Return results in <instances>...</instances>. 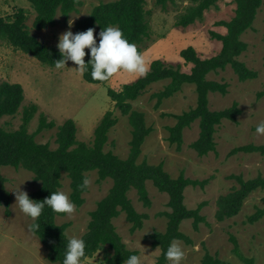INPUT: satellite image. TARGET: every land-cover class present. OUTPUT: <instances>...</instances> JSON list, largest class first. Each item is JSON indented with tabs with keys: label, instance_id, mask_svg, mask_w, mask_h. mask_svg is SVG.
Returning a JSON list of instances; mask_svg holds the SVG:
<instances>
[{
	"label": "rangeland",
	"instance_id": "rangeland-1",
	"mask_svg": "<svg viewBox=\"0 0 264 264\" xmlns=\"http://www.w3.org/2000/svg\"><path fill=\"white\" fill-rule=\"evenodd\" d=\"M109 1L114 0H81L82 4L77 12L72 13L68 19L58 13L56 24L43 30L33 28L36 11L28 0H0V13L7 17L23 9L28 16L26 23L32 34L43 43L57 47L60 35L69 30V22L72 21L71 31L75 34L76 23L80 19L89 16L96 5ZM197 2L198 0H175L167 9H162L156 6L155 0H147L146 9L151 12L149 22L152 31L142 55L148 70L154 60L160 59L166 64L179 65L183 71L190 72L192 64H186L181 55V51L189 46H193L203 59L216 56L221 51L222 41L213 38L211 32L226 33V27L216 23L234 17L236 1L220 0L217 6L205 12L202 20L188 27L177 26L179 17ZM99 32V28L94 30L97 43L100 40ZM241 39L248 44V48L238 59L256 70L258 76L255 79L240 81L230 65L208 75L211 80L226 82L229 85L225 95L210 93V109L222 110L232 106L234 102H237L241 109L236 121L224 119L222 124L217 126L216 152L200 156L191 148L190 145L199 137L198 121L185 129L181 150L176 144L169 142L167 127L176 123L171 114H181L196 106L197 93L193 84H185L174 96L164 99L162 104L156 107L157 98L152 94L163 90L169 80L158 81L149 85L138 99L131 102L132 109L143 112L147 126L152 127V132L142 146L138 162L144 159L151 164L163 162L164 168L173 177H178L184 172L192 179L209 180L204 187L189 186L185 190V204L188 208L194 209L206 202L202 214L206 216L208 223H202L199 230L193 228L192 219L181 223L180 230L192 240L191 243L175 240L185 252L181 264H203V257L208 252L231 264H245L233 251L231 235L237 237L240 250L245 256L253 257L256 264H264V217L253 224L247 222V218L257 209L264 208V188L252 191L244 199L237 215L222 221L218 220L216 215L218 198L240 187L232 175H241L244 180L264 177V154L244 151L232 153L234 148L239 146L250 143L264 144V136L256 134L257 124L264 121V95H259L264 90V3L258 10L252 28L247 30ZM75 67L78 66L68 61L65 68L56 69L9 43L2 42L0 82L22 84L25 99L19 112L15 116L4 117L0 124L8 130L19 129L23 123L25 106L37 104L38 111L29 123V132H36L40 116L45 114L49 121H55L56 127L43 130L36 135V140L49 143L54 149L57 147L58 127L66 120L76 121L78 140L92 143L96 126L104 114L112 110L118 118V123L109 132L105 150L127 158L133 130L129 114L122 113L116 107L115 101L108 95V90L120 91L125 84L140 77L121 69L106 84H95L86 81ZM1 172L7 178L6 188L12 194V202L9 208L0 206V264H54L47 259L44 244L29 229L33 221L15 204V191L22 190L29 195L40 188L41 182L35 179L33 172L24 167L3 166ZM87 178L91 180V184L83 195L84 204L75 205V211L71 215L57 217L58 223H70L66 231L69 238H83L88 230L91 212L113 186L112 178L99 181L97 171L88 172ZM61 182L59 191L66 193L70 199V178L66 173L63 174ZM147 188L151 199L149 207L140 201L135 189L129 192L135 208L148 214L141 229L132 231V223L127 220L124 212L113 218V224L123 241L129 249L138 251L137 256L141 258L142 264H152L160 255V248L155 247L152 240L146 236L155 230H166L168 217L164 212L171 210L167 193L160 192L151 181L147 182ZM109 253V249L99 250L92 257L81 259L80 264H106Z\"/></svg>",
	"mask_w": 264,
	"mask_h": 264
},
{
	"label": "trees",
	"instance_id": "trees-1",
	"mask_svg": "<svg viewBox=\"0 0 264 264\" xmlns=\"http://www.w3.org/2000/svg\"><path fill=\"white\" fill-rule=\"evenodd\" d=\"M36 11L33 28L43 30L56 24V16L61 13L69 18L72 13L77 12L82 4L81 0H28ZM220 0H198L188 8L176 22L179 27H188L198 20L204 18L206 11L218 5ZM235 15L230 20H220L216 24L226 27V33L212 31V37L222 41L221 51L213 57L201 58L193 46L181 51L186 64H192L191 71L185 72L178 65L166 64L160 59L151 63L148 73L132 83L125 84L120 91L109 89L108 95L115 101L122 113L129 114V121L132 126V139L130 151L127 158H121L113 151H106L105 146L109 140L110 130L118 123L112 110H108L94 130L92 143L80 141L77 138L78 126L74 119L66 120L58 127L56 133V148H51L49 143H40L36 135L43 130L56 127L55 121H49L45 114H41L38 129L34 133L29 132V123L38 111L37 104L25 106L23 111V123L17 130L5 129L0 124V206L7 208L11 205L12 194L6 188L7 178L2 174L3 166L15 168L24 167L33 172L35 179L41 182V186L35 192L29 194L34 202H41L51 195V192L60 190L62 187V176L64 173L70 178L71 194L70 199L76 206H82L85 202L84 193L87 189L80 190L78 185L87 173L97 171L99 181L106 178L113 179V186L109 193L101 199L97 207L91 212V220L88 230L83 236L85 241V256L92 257L97 251L109 249L106 264H125L131 255H138V251L131 250L118 233L113 218L122 212L132 223V231L141 229L144 219L148 214L139 212L129 192L132 189L137 191L140 201L146 207L151 205V199L147 188V182L151 181L160 191L169 195L168 205L170 211L164 212L168 217V225L165 231L155 230L147 234L146 238L152 240L155 247L161 250L157 258V264H167L164 258L167 248L174 240H183L191 243L192 240L180 230L181 223L186 219H192L193 228L199 230L202 223H208L202 209L205 203L197 208L190 209L185 204V190L189 186L204 187L208 179H192L180 173L173 177L165 168L164 163L151 164L147 160L138 162L142 154V146L146 137L152 132L148 127L144 113L133 110L132 101L138 99L144 90L151 84L169 80L163 90L153 93L157 98L156 107L162 104L166 98L174 96L185 84H193L197 93L195 107L181 114H171L176 123L168 126L169 142L176 144L181 150L184 143V131L194 122H199V137L190 145L200 156L208 155L217 151L215 133L217 126L222 124L224 119L236 121L241 114L237 102L222 110L210 109V93L218 92L227 94L229 85L226 82L211 80L208 75L231 66L240 79L246 81L255 79L258 72L239 60L248 44L241 39V36L252 28L258 10L264 0H235ZM175 0H155L157 7L167 9L170 3ZM147 0H114L101 2L96 5L89 16L80 19L76 23V33L86 31L89 28H99L100 31L106 27H117L123 32L124 38L134 44L137 51L142 54L146 41L151 37V25L149 22L150 10L146 9ZM28 16L23 9H19L11 16H3L0 13V44L7 42L15 48L37 58L41 63L55 67L56 60L61 59L57 47L45 44L34 36L26 21ZM98 44V43H97ZM84 57L87 63L90 59V49L86 48ZM91 65L83 73L84 79L90 83L106 84L107 81L93 80L91 77ZM264 95V90L259 93ZM25 99V90L20 83L9 81L0 82V121L6 116H15ZM244 151L247 153L259 152L264 154V144L253 143L234 148L232 153ZM237 179L240 187L226 195L218 198L217 219L222 221L233 217L240 212L244 199L254 190L264 188V177L259 176L250 180H244L241 175H232ZM10 212L7 210V214ZM63 213H54L45 206L42 215L38 219L39 229L33 231L40 239L47 250V259L54 264H63L67 243L70 239L67 235L69 222L58 223L57 217L65 216ZM264 217V208L247 218V222L253 224ZM234 244V253L245 264H256L253 257L245 256L239 247L235 235L230 236ZM203 264H231L206 253L202 260Z\"/></svg>",
	"mask_w": 264,
	"mask_h": 264
},
{
	"label": "clouds",
	"instance_id": "clouds-1",
	"mask_svg": "<svg viewBox=\"0 0 264 264\" xmlns=\"http://www.w3.org/2000/svg\"><path fill=\"white\" fill-rule=\"evenodd\" d=\"M72 21L69 22V30L60 35L57 48L61 54V59L56 60L55 68L63 69L68 61L74 63L79 73L82 75L91 65V77L93 80L107 81L110 77L123 69L128 73L135 74L137 77H144L148 73V67L142 54L137 51L134 44L128 42L123 36V32L117 27H106L99 32V43L97 44L94 36V29L89 28L86 31L73 33L71 31ZM85 48L90 49V59L86 63ZM256 134L264 136V121L256 126ZM91 180L84 178L78 185L80 190L87 189ZM15 204L19 210L31 218L33 223L29 225L31 231L39 229L38 219L42 215L45 206L49 207L54 213H63L71 215L75 211V204L70 201L68 195L63 191L51 192L41 202H34L30 199L27 192L18 190L14 192ZM85 241L82 238L72 237L68 240L67 250L63 259V264H80L81 258L85 256ZM167 264H181L185 258V252L182 250L178 241H173L164 253ZM125 264H142L141 258L137 255H131L127 258ZM152 264H157L154 259Z\"/></svg>",
	"mask_w": 264,
	"mask_h": 264
}]
</instances>
